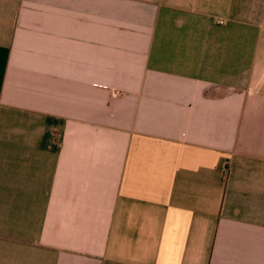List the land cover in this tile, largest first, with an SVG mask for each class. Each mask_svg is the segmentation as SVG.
<instances>
[{"label":"crops","instance_id":"0c3cea01","mask_svg":"<svg viewBox=\"0 0 264 264\" xmlns=\"http://www.w3.org/2000/svg\"><path fill=\"white\" fill-rule=\"evenodd\" d=\"M0 264H264V0H0Z\"/></svg>","mask_w":264,"mask_h":264}]
</instances>
